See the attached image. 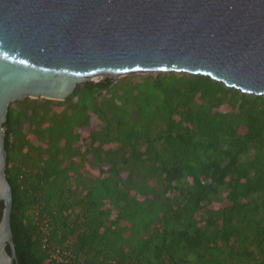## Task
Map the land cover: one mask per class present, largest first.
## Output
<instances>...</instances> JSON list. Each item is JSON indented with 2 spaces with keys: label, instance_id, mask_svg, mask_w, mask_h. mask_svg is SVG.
Segmentation results:
<instances>
[{
  "label": "trees",
  "instance_id": "trees-1",
  "mask_svg": "<svg viewBox=\"0 0 264 264\" xmlns=\"http://www.w3.org/2000/svg\"><path fill=\"white\" fill-rule=\"evenodd\" d=\"M3 127L17 264H49L43 223L82 264H264V95L133 73L17 100Z\"/></svg>",
  "mask_w": 264,
  "mask_h": 264
},
{
  "label": "water",
  "instance_id": "water-1",
  "mask_svg": "<svg viewBox=\"0 0 264 264\" xmlns=\"http://www.w3.org/2000/svg\"><path fill=\"white\" fill-rule=\"evenodd\" d=\"M159 72L264 95V0H0V264H17L5 173L10 104L62 101L93 77Z\"/></svg>",
  "mask_w": 264,
  "mask_h": 264
},
{
  "label": "built area",
  "instance_id": "built-area-1",
  "mask_svg": "<svg viewBox=\"0 0 264 264\" xmlns=\"http://www.w3.org/2000/svg\"><path fill=\"white\" fill-rule=\"evenodd\" d=\"M41 248L46 252L49 264H82L81 259L72 250L50 243L49 228L46 223L41 225Z\"/></svg>",
  "mask_w": 264,
  "mask_h": 264
},
{
  "label": "rangeland",
  "instance_id": "rangeland-1",
  "mask_svg": "<svg viewBox=\"0 0 264 264\" xmlns=\"http://www.w3.org/2000/svg\"><path fill=\"white\" fill-rule=\"evenodd\" d=\"M122 77H124V76L118 77L117 79H120ZM98 80H100V77H93L92 78V81H94V82H96ZM220 110H222V111H230V108L228 106H226V105H223ZM95 126H96L95 120H92L91 126L89 128L83 129L82 130V133L87 134V132L89 131V129L95 128ZM241 132H243V128L241 129ZM226 203H227V201L223 199V202H221V203H214V204L211 205V207H218L219 205H223V204H226Z\"/></svg>",
  "mask_w": 264,
  "mask_h": 264
},
{
  "label": "crops",
  "instance_id": "crops-1",
  "mask_svg": "<svg viewBox=\"0 0 264 264\" xmlns=\"http://www.w3.org/2000/svg\"><path fill=\"white\" fill-rule=\"evenodd\" d=\"M83 130V129H82ZM82 130H81V132H82ZM88 169H89V167L87 166V165H85L83 168H82V171L83 172H86V171H88Z\"/></svg>",
  "mask_w": 264,
  "mask_h": 264
}]
</instances>
